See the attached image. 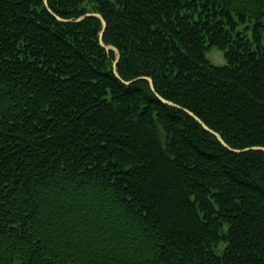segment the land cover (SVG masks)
Returning a JSON list of instances; mask_svg holds the SVG:
<instances>
[{
  "label": "trees",
  "instance_id": "16d2710c",
  "mask_svg": "<svg viewBox=\"0 0 264 264\" xmlns=\"http://www.w3.org/2000/svg\"><path fill=\"white\" fill-rule=\"evenodd\" d=\"M48 3L155 91L98 17L0 0V264H264V151L155 93L264 147V0Z\"/></svg>",
  "mask_w": 264,
  "mask_h": 264
},
{
  "label": "water",
  "instance_id": "95a60500",
  "mask_svg": "<svg viewBox=\"0 0 264 264\" xmlns=\"http://www.w3.org/2000/svg\"><path fill=\"white\" fill-rule=\"evenodd\" d=\"M44 3L47 7V9L49 10V12L56 18L58 19L59 21H63V22H79L81 20H83L84 18L88 17V16H96L98 17L101 22H102V29L100 30L99 32V42L100 44L105 48V50L107 52H110V51H114L115 52V60L113 62V71H114V74L126 85L138 80V79H147L150 83V86L151 88L155 91V88H154V84H153V79L151 77H147V76H143V77H139V78H136V79H133L131 81H125L123 80L119 73H118V70H117V62L118 60L120 59V51L117 47L115 46H112V45H107L105 44L104 40H103V36H104V32L106 30V27H107V22L105 20V18L100 14V13H97V12H88V13H85L84 15L78 17L77 19H64L62 18L61 16L57 15L50 7H49V4H48V0H44ZM158 96V98L165 104L167 105H170V106H173V107H176V108H179V109H182L184 110L185 112H187L190 116H192L194 119H196L202 126L204 129H206L207 131L211 132L212 134H214L217 139L225 146L227 147L228 149L234 151V152H238V153H241V152H245V151H248V150H263L264 151V147L263 146H251V147H246V148H243V149H235V148H231L226 142L225 140L222 138V136L216 132L215 130L211 129L200 117H198L194 112H192L191 110L189 109H186V108H183L182 106L164 98L163 96H161L160 94H158L157 92H155Z\"/></svg>",
  "mask_w": 264,
  "mask_h": 264
},
{
  "label": "rangeland",
  "instance_id": "374dc122",
  "mask_svg": "<svg viewBox=\"0 0 264 264\" xmlns=\"http://www.w3.org/2000/svg\"><path fill=\"white\" fill-rule=\"evenodd\" d=\"M49 4V3H48ZM207 57L211 60L212 63H214L215 65H219V66H222V65H226L228 62H227V59L226 57L224 56V53L219 50L218 48L216 47H212L208 52H207ZM114 62V61H113ZM143 77V76H141ZM148 77V76H147ZM139 78V77H138ZM136 79V78H135ZM143 79V78H142ZM126 81V80H125ZM131 81V80H129ZM225 246V243L224 242H220L218 244L217 247H215V251L217 253H221L223 248Z\"/></svg>",
  "mask_w": 264,
  "mask_h": 264
}]
</instances>
